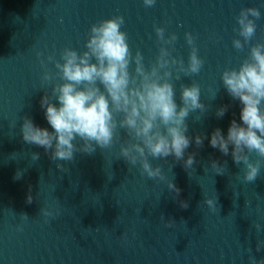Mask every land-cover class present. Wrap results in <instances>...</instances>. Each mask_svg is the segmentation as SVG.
<instances>
[{
  "label": "water",
  "instance_id": "95a60500",
  "mask_svg": "<svg viewBox=\"0 0 264 264\" xmlns=\"http://www.w3.org/2000/svg\"><path fill=\"white\" fill-rule=\"evenodd\" d=\"M248 6L260 7L261 16L249 46L236 50V16ZM117 14L124 16L133 54L140 49L146 66L158 54L155 26L164 27L166 36L177 33L173 55L185 62L190 46L184 33L191 32L204 59L199 73L181 74L174 83L178 104L181 83L200 84L207 110L190 113L186 122L190 136L205 139L185 150V159L194 154L190 168L173 156L152 160L164 179L148 178L120 157L123 129L111 147L77 151L71 161H54L50 151L22 139L25 116L48 127L39 102L51 85L42 87L40 61L55 72L49 54L59 59L65 46L82 50L90 25ZM258 41H264L258 0H157L149 8L142 0H0V264H250V256L264 258V247L256 249L264 228L255 229L264 226V158L250 154L261 159V170L247 182L231 152L223 155L207 139L215 127L226 133L231 119L239 120V102L220 75L238 66ZM223 104L228 111L218 118L215 110ZM33 153L39 154L35 160ZM213 160L223 173L212 170ZM207 196L216 198L215 210L206 205ZM45 209L53 214L45 217Z\"/></svg>",
  "mask_w": 264,
  "mask_h": 264
},
{
  "label": "clouds",
  "instance_id": "9594fccd",
  "mask_svg": "<svg viewBox=\"0 0 264 264\" xmlns=\"http://www.w3.org/2000/svg\"><path fill=\"white\" fill-rule=\"evenodd\" d=\"M156 2L142 0L146 8ZM258 2L264 7V0ZM260 16V7L240 9L236 16L238 35L232 40L234 49L249 46ZM124 22L120 14L102 18L90 25L82 50L65 46L59 52V59L49 54L47 61L54 64L55 72L48 70L43 59L40 61L44 69L42 87L51 85V94L45 87L39 102L48 127L25 116L20 128L22 139L50 151L54 161H71L77 151L91 153L97 146L111 147L117 132L123 129L127 139L120 144V157L132 166L138 164L141 173L148 178L164 179L161 166H153L152 160L173 156L190 168L194 154L185 159V150L193 142L198 147L203 145L205 135L190 136L186 122L190 113L199 110L202 115L207 110L200 98V84L181 83L178 104L174 80H180L181 74L199 73L204 59L191 32L184 33L185 42L190 46L185 62L173 55L177 33L166 36L164 27L155 26L158 54L155 61L146 66L140 49L133 54L127 32L122 28ZM36 55L39 58L42 53L37 51ZM133 63L134 70L130 71ZM220 80L229 96L239 102V120L231 119L226 133L215 127L207 134L208 143L225 156L231 152L233 162L243 166L244 180L251 182L260 173L261 159L253 160L250 154L264 158V41L251 44L247 57L238 66L225 67ZM216 91L210 90L213 97ZM228 108L227 104L220 105L215 115L223 117ZM38 155L33 153L32 159H37ZM57 167L63 165L58 163ZM211 168L216 173L225 171L216 160L211 161ZM167 183L169 189L179 194V188L171 180ZM28 199L30 201L31 196ZM205 203L210 210L216 209V198L207 196ZM182 206L187 205L182 202ZM52 214L50 209L44 210L45 217ZM262 228L261 224H255L257 232ZM262 247L264 241H257V251ZM249 261L264 264V258L254 256H250Z\"/></svg>",
  "mask_w": 264,
  "mask_h": 264
}]
</instances>
